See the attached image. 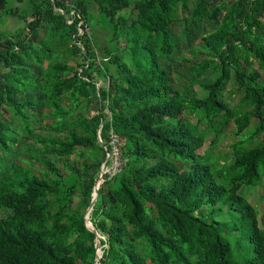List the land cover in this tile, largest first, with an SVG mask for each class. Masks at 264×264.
Listing matches in <instances>:
<instances>
[{
  "label": "trees",
  "instance_id": "1",
  "mask_svg": "<svg viewBox=\"0 0 264 264\" xmlns=\"http://www.w3.org/2000/svg\"><path fill=\"white\" fill-rule=\"evenodd\" d=\"M260 184L264 0H0V264H264Z\"/></svg>",
  "mask_w": 264,
  "mask_h": 264
},
{
  "label": "rangeland",
  "instance_id": "2",
  "mask_svg": "<svg viewBox=\"0 0 264 264\" xmlns=\"http://www.w3.org/2000/svg\"><path fill=\"white\" fill-rule=\"evenodd\" d=\"M124 12L127 13L128 10L124 11ZM92 21H95V20H92ZM102 24H103L102 21H100V22L98 21L97 25H93V26H97V28L99 29ZM20 25H21V23L18 21H9L6 25H2L1 27H3V28L5 27L6 29H8L10 31H14ZM98 29L95 30L94 35H96V37L98 38V48H102V46L105 45V42L103 39L105 33L101 30H98ZM202 57L205 58L204 55ZM100 61H101V58L99 57L98 62H100ZM70 63H72V62H70ZM253 66L256 67V62L253 63ZM96 84L97 85H106L107 79L100 76L98 78V82ZM234 88L235 87L233 86V83L231 81L224 90V95L226 97L229 98V96H231L230 105H233L234 103H236L239 99V96H240V95H237L238 92H232V90ZM200 128L205 130L206 129L205 124H201ZM233 129H234V124L232 122L226 124V126L224 127V136L223 135L220 136L219 141H218V143L214 149V151H215L214 158L217 157V161L220 163H222L224 161L229 162L231 160V145H230V143L235 138V136L233 135V131H232ZM205 131L207 132V137H206L205 143H204L205 146H203L202 148H200L198 150L199 153H202L203 150H205V147L209 145L211 139L213 138V136L215 134L213 131H210L208 129H206ZM225 153H227L228 155H227V158L224 160L222 156ZM108 160H109V163L107 164V166H104V173L105 172H107V173L112 172V170L118 166L117 163L119 164V161L116 160L115 156L111 157V155H109ZM262 186H263L262 184L257 185L255 187H253L252 189H250L247 193L248 200L257 206L258 212L260 214L264 210V199L261 200L259 198V195L263 189Z\"/></svg>",
  "mask_w": 264,
  "mask_h": 264
},
{
  "label": "water",
  "instance_id": "3",
  "mask_svg": "<svg viewBox=\"0 0 264 264\" xmlns=\"http://www.w3.org/2000/svg\"><path fill=\"white\" fill-rule=\"evenodd\" d=\"M101 127V124L100 126ZM99 131H100V128L98 129V141L102 144V140H101V137L99 135ZM110 153H107V156H109ZM104 165H105V161L101 164V167H100V173H99V177H98V180L93 188V191H92V194H91V201H90V204L89 206L87 207L86 209V212H85V215H84V219H85V225L86 227L92 231L93 233L96 234V243H95V247H96V256H95V260L96 261H99L100 257H101V254H102V250L100 249V242H99V237L100 235L97 233L95 227L93 226L92 222L90 221V214H91V210L93 208V205L97 199V190L99 188V185L101 183V181L103 180V174H104ZM100 252V253H99ZM100 264V263H98Z\"/></svg>",
  "mask_w": 264,
  "mask_h": 264
},
{
  "label": "built area",
  "instance_id": "4",
  "mask_svg": "<svg viewBox=\"0 0 264 264\" xmlns=\"http://www.w3.org/2000/svg\"><path fill=\"white\" fill-rule=\"evenodd\" d=\"M111 136H112L111 143L113 144V154H114L116 160H118V159H117V154H118V152H117V147H116V144H117V138H116V136L113 135V134H112ZM117 165H118V163H117ZM116 169H117V167H115V168L112 170V172H109L110 176L114 174V172L116 171Z\"/></svg>",
  "mask_w": 264,
  "mask_h": 264
}]
</instances>
